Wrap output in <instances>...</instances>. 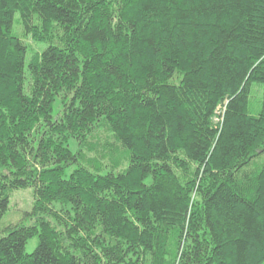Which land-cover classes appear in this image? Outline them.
Segmentation results:
<instances>
[{
  "label": "trees",
  "instance_id": "16d2710c",
  "mask_svg": "<svg viewBox=\"0 0 264 264\" xmlns=\"http://www.w3.org/2000/svg\"><path fill=\"white\" fill-rule=\"evenodd\" d=\"M25 189L0 264H263L264 0H0V221Z\"/></svg>",
  "mask_w": 264,
  "mask_h": 264
},
{
  "label": "rangeland",
  "instance_id": "374dc122",
  "mask_svg": "<svg viewBox=\"0 0 264 264\" xmlns=\"http://www.w3.org/2000/svg\"><path fill=\"white\" fill-rule=\"evenodd\" d=\"M19 15H15V20L13 23V34L23 41L27 46V59L30 56H33L34 53H40L43 49L46 48V45L43 43L35 42L31 36H28L24 33L21 24L17 21ZM262 103V87L259 85H253L251 88L250 98H249V112L252 116L259 114L261 110ZM223 114L222 109H218L216 116L214 118V123L218 124L221 121V115ZM108 134L104 131H98L95 138L101 139ZM69 147L72 152L77 151V143L74 140L69 142ZM126 165L125 162L121 164V167L116 171L120 172L123 170ZM107 171H104V174ZM34 204L33 189L25 190H15L11 193L9 199L8 211L5 216L0 221V230L10 226H30L35 223L36 219L32 214ZM38 245V237L30 239L25 246V253L32 254ZM177 263V262H176ZM264 264V263H263Z\"/></svg>",
  "mask_w": 264,
  "mask_h": 264
},
{
  "label": "built area",
  "instance_id": "2783aa9c",
  "mask_svg": "<svg viewBox=\"0 0 264 264\" xmlns=\"http://www.w3.org/2000/svg\"><path fill=\"white\" fill-rule=\"evenodd\" d=\"M222 111H223V113H224V109H223ZM222 115H223V114H222ZM222 115H221V116H222Z\"/></svg>",
  "mask_w": 264,
  "mask_h": 264
}]
</instances>
